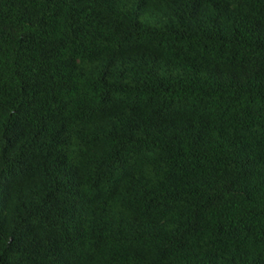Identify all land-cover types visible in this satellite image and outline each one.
Masks as SVG:
<instances>
[{
	"label": "trees",
	"instance_id": "16d2710c",
	"mask_svg": "<svg viewBox=\"0 0 264 264\" xmlns=\"http://www.w3.org/2000/svg\"><path fill=\"white\" fill-rule=\"evenodd\" d=\"M0 264H264V0H0Z\"/></svg>",
	"mask_w": 264,
	"mask_h": 264
}]
</instances>
